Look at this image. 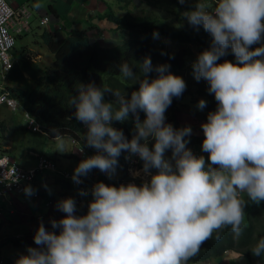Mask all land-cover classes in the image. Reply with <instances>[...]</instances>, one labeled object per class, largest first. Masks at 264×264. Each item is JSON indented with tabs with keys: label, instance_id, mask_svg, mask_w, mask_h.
Returning <instances> with one entry per match:
<instances>
[{
	"label": "clouds",
	"instance_id": "1",
	"mask_svg": "<svg viewBox=\"0 0 264 264\" xmlns=\"http://www.w3.org/2000/svg\"><path fill=\"white\" fill-rule=\"evenodd\" d=\"M178 2L193 4L183 13L184 19L194 30L202 27L211 37L210 45L192 62L193 78L207 83V92L214 95L217 105L201 123L202 145L188 146L191 125L176 128L166 122L173 99L187 89L185 79L169 71L168 64L154 66L146 56L137 63V72L132 64L121 63V77L139 85L130 97L109 86L79 84L77 95L68 103L75 107V119L86 126L84 144L66 136L79 146L82 160L78 165L65 163L60 153L55 158L44 152L33 165L24 166L4 149L0 153V159H8V168L36 171L33 178L24 181L21 192L0 194V215L4 210L2 199H39L43 197L41 190L48 192L47 184L57 185V190H51L55 199H43L65 214L50 219L51 230L41 220L34 235L35 246H28L15 264H192L224 254L232 258L225 264L255 262L228 244L219 242L227 246L222 248L216 245L218 242L204 243L221 239L225 229L238 239L247 223L245 208L264 202V0ZM22 6L31 11V29L24 34L35 27L31 8ZM44 17L49 20L43 21ZM41 19L44 24L50 23L51 12ZM108 28H100L102 34L95 38L108 39ZM110 35L115 34L112 31ZM153 38L159 39V33L154 32ZM229 54L234 60L226 58ZM9 57L12 68L0 75V84L14 99L15 107L6 103L0 106L18 114L25 110L22 102L2 83L15 67ZM153 72L157 75L150 78ZM41 75L43 72L37 78ZM106 93L113 99L106 100ZM196 107L203 111L207 101L201 98ZM141 112L145 114L143 120ZM27 115L25 132L34 146L44 151L43 137L48 136L57 141L56 151H69L58 129L51 137L28 110ZM130 117L134 120L131 139L113 126L114 121L123 123ZM122 153H126L129 176L128 162L136 168L132 170L134 177L118 183L106 180V176L112 179L116 175ZM43 159L53 165L40 168ZM48 173L58 177L41 186ZM61 179L77 193L74 198L65 192ZM138 180L142 183L137 184ZM77 204L87 205V212L77 214ZM9 243L24 244L7 239L1 246ZM249 251L255 257H264V237Z\"/></svg>",
	"mask_w": 264,
	"mask_h": 264
},
{
	"label": "trees",
	"instance_id": "2",
	"mask_svg": "<svg viewBox=\"0 0 264 264\" xmlns=\"http://www.w3.org/2000/svg\"><path fill=\"white\" fill-rule=\"evenodd\" d=\"M106 5L102 19L109 22L107 32L118 36L125 33V38L118 37L112 40L95 38L93 30L100 31V28L89 17L80 21L85 27L73 28L74 22H63L61 25L67 29L68 33L63 36L60 32L45 28L42 32V41L55 54L52 65L42 68L43 75L36 79L32 88L21 86H11L12 94L20 99L22 107L27 109L31 115L54 137V129H58L63 136H69L84 144L82 136L86 132V126L75 119V107L68 103L71 96L77 95V86L81 83H95L99 86H109L119 89L130 97L131 92L138 88V82L131 84L119 73L118 66L123 62L133 65L134 71L138 72L136 66L142 62L146 56H150L153 65L168 64L169 71L181 75L186 83L187 89L180 98H174L172 105L166 112L167 120L171 121L174 127L178 128L177 113L181 110V103L185 99L194 97V102L201 98L207 101V107L196 114L201 118L207 119V113L216 109L214 95L207 92V83L204 80L197 82L192 75V62L197 58L199 52L210 45L211 37L201 29L194 30L184 19L183 13L193 6L192 3L181 5L178 0H140L143 14H132L131 11L120 13L115 10H126L124 3H134V0H98ZM139 4L135 6L140 7ZM212 3V0H209ZM163 9L169 17H163L156 12V9ZM50 12L53 17L61 16L54 5H50ZM177 19L174 23L170 18ZM175 21V20H174ZM91 29V31L89 30ZM114 29V30H113ZM117 31V32H116ZM159 33V39L153 38V33ZM108 33L106 35L108 36ZM255 47V46H254ZM163 53V54H162ZM227 59L234 60L229 54ZM224 59V58H222ZM155 72L151 73L150 78L155 77ZM191 95V96H189ZM106 100H112L111 93H106ZM145 114L140 113L143 120ZM113 126L122 129L125 135L131 139L134 130V120L129 118L127 121L113 122ZM43 136V135H42ZM204 136L193 135L190 137L189 146L202 145ZM92 149V148H90ZM125 154L119 157V166L122 174L116 178V183L123 179H131L125 169ZM62 187L65 192L73 198L77 193L66 180H62ZM137 184L142 181H136ZM113 184V183H109ZM43 196L55 199L51 192L41 190ZM253 209L256 211L253 212ZM247 213V223L243 234L237 239L229 229L223 231L219 240L215 238L204 243H213L225 248L228 244L245 258L255 260L253 264H264V257H255L249 248L255 242L264 237V202L257 207L245 208ZM15 241V240H14ZM12 242V241H11Z\"/></svg>",
	"mask_w": 264,
	"mask_h": 264
},
{
	"label": "crops",
	"instance_id": "3",
	"mask_svg": "<svg viewBox=\"0 0 264 264\" xmlns=\"http://www.w3.org/2000/svg\"><path fill=\"white\" fill-rule=\"evenodd\" d=\"M11 4L16 8L24 4L29 5L33 14V26H38V28H34L33 31L17 37V41L23 43V48L22 53H19L20 56L16 57L15 61L13 60L15 63L14 69L6 78L2 79V83L7 89L11 86L32 88L34 80L42 73L41 68L53 63L54 53L43 44L41 39L43 27L41 28L38 22L40 16H44L47 12L45 8H50V5H54L61 19L59 21V17L52 16L51 22L44 27L60 32L63 36H66L68 31L62 27L61 20L63 22H74L73 28H80L87 25L86 23L81 25L80 21L82 19L93 17V22L101 29L109 27V22L106 19H102L106 5L98 0H53L52 2L45 0H11ZM89 30L91 31V29ZM92 30L94 37L101 36V30ZM28 79L31 80L27 83ZM27 118V109L20 111L18 114H13L0 106V153L4 149L17 163L31 166L34 160H38V157L45 152L46 146L43 151L40 147L34 146L33 140H28L25 132L28 122ZM46 186L45 189L49 192L52 189L57 190V185L47 184ZM43 197L35 200L20 196L2 199L1 205L4 210L3 214L0 215V236H12L9 238L10 240H16L15 238H17L23 243L26 241V237L35 235L41 220L45 227L50 229V219H59L61 213L55 206H50L52 202H46L47 199H43ZM10 209H13L12 213H10ZM78 209L87 211V205L77 207V212ZM63 215L65 214L63 213ZM12 246L15 248L19 247V245ZM4 247L5 244L1 246L0 242V261L9 263L7 260H10V258L5 256ZM16 259L11 260V263L15 264ZM228 260H232L231 256L224 254L214 259H207L192 264H225Z\"/></svg>",
	"mask_w": 264,
	"mask_h": 264
},
{
	"label": "rangeland",
	"instance_id": "4",
	"mask_svg": "<svg viewBox=\"0 0 264 264\" xmlns=\"http://www.w3.org/2000/svg\"><path fill=\"white\" fill-rule=\"evenodd\" d=\"M45 1H51L52 2L53 0H45ZM54 1H56V0H54ZM134 1H135V4H139L140 3V0H134ZM41 2H43V1H41ZM135 4L134 3H124L123 6H125V7H121V8H125L126 10L119 9L117 6L115 7V10L117 12L122 13V14L125 13V11H127V12L131 11V13L134 14V15H136V14L142 15L143 14V9L141 8L142 4L140 3V7L135 6ZM45 11H47L46 14H49V8H45ZM156 12L159 15L163 16L164 18L165 17H169V14L163 9H158L157 8ZM41 18H42V16H40V18L38 19V22H39L40 26L44 27L47 24L42 23L41 22ZM170 19L173 20L172 17ZM93 20L94 19H92V21ZM174 20L172 22L175 23L177 21V19H174ZM35 28L37 29L38 26H36ZM44 29L45 28H42V31ZM118 37L125 38V33H123L120 36H118L117 34L111 36L108 33L109 40H112V39H115V38H118ZM22 48H23V43H21L20 41H17V43L15 44V47L10 52L11 58H13L14 61L16 60V57L20 56L19 53H22L21 52ZM189 96H191V95H189ZM193 100H194V97H192V98L188 97L187 99H185L184 102L181 103V105H180L181 106V110L176 115V117L178 119V122H179V125H178L179 127L178 128H181V127L186 126V125H191V127L193 129V135L203 136V132H202V129H201V123L206 121V119L201 118L199 115L196 114L197 112H201V110L197 109V107H196L198 101L194 102ZM166 122L171 123L170 120H167ZM63 139L65 140L66 148L69 151H66V152L56 151L55 148H56V145H57V141L51 140L48 136L43 137V141H44V144L46 146V148H45L46 154L54 156L56 158L57 155L60 153V156H61L62 160L65 163H70V162L73 163L74 162V163H76L78 165V163L82 160V158L80 157L79 146L77 144H74L69 137L64 136ZM188 146H189V144H188ZM189 147H191V146H189ZM61 153H64L65 155L63 156V154H61ZM200 154L205 155L206 153H202V151H201ZM167 155L170 156L171 153L169 152ZM128 164H129L128 165L129 166L128 167V169H129L128 172H129L130 176H133L132 175V170H135L136 168H134L132 166L131 161H129ZM120 172H122V168H117L116 175L112 179H109L106 176V180H110L112 182L115 181L117 176H118V174H120ZM57 177H58V175H56L54 173H48L43 178L46 181H41L40 184L42 186L43 184H46V182L52 183L53 180L55 178H57ZM135 178L138 179L140 177H135ZM130 182H132V181H130ZM77 207H79L78 204H77ZM86 212L87 211H85L84 209H78L77 214H84ZM60 213H61V216H60V218H61L63 216V213L62 212H60ZM49 230H51V226H50ZM10 237H12V236H0V242H2L4 240H7ZM15 239H17V238H15ZM217 242L218 241H214L213 243H217ZM12 245L13 244L9 243V244L5 245V247H4L5 256L7 258H10V260H7V262H9L7 264H14V263H11V260L17 258L21 253L26 252L28 246H35V244H34V236L26 237V241L24 242V244H20L18 248L13 247ZM215 257H217V256H215ZM243 264H248V263L246 261H244Z\"/></svg>",
	"mask_w": 264,
	"mask_h": 264
},
{
	"label": "built area",
	"instance_id": "5",
	"mask_svg": "<svg viewBox=\"0 0 264 264\" xmlns=\"http://www.w3.org/2000/svg\"><path fill=\"white\" fill-rule=\"evenodd\" d=\"M31 11L27 6L14 8L10 0H0V75H4L12 68L10 61V51L16 44V37L31 29ZM49 17H44L43 21H48ZM0 84V104H9L15 107V101L2 90ZM53 164L43 159L40 168L51 167ZM36 174L34 169L20 171L16 167L8 168V159H0V194L5 191L24 190V181L33 178Z\"/></svg>",
	"mask_w": 264,
	"mask_h": 264
}]
</instances>
